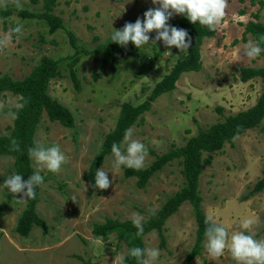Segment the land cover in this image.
<instances>
[{
    "label": "rangeland",
    "instance_id": "rangeland-1",
    "mask_svg": "<svg viewBox=\"0 0 264 264\" xmlns=\"http://www.w3.org/2000/svg\"><path fill=\"white\" fill-rule=\"evenodd\" d=\"M4 5L34 13L43 10V0H0V7ZM153 7L157 6L151 0H57L54 13L62 18L64 27L54 34L44 22L22 19L16 12L6 23L0 18V74L21 79L29 75L40 57L57 60L63 77L51 81L49 92L75 117L73 128L44 117L36 130L35 143L57 144L66 157L56 173L40 169L48 181L40 189L37 212L47 223L46 233L39 227L27 238L15 233L28 199L16 200L20 193L13 195L0 187V264H124L127 245L116 235L108 240L95 238L92 226L107 218L133 220L137 215L143 221L183 186L179 160L169 163L144 189L136 186L135 177L124 176L123 166L113 167V155L101 166L110 180L107 189L92 186L87 178L92 159L116 125L121 105L142 102L185 54H179L174 46L166 48L160 41L156 46L147 45L137 57L129 56L125 47L114 56L83 51L74 67L81 85L78 91L69 66L75 54L70 35L81 49L93 51L106 42L112 28L119 30L138 17L142 21L143 13ZM259 8L260 0H226L216 36L203 42L202 69L183 74L175 90L160 96L130 129L131 138L147 148L142 168L151 164L155 154L182 146L200 129L257 102L261 80L243 83L235 68L264 64L261 54L253 59L244 55L245 45L256 43L245 34V25L254 20ZM259 15L264 21V7ZM152 36L154 33L150 40ZM19 99L10 92H0V136L10 134ZM208 156L211 161L200 177L201 206L207 218L225 227L229 237L241 230L243 219H250L254 238L264 240V190L249 196L264 175V120L233 146L226 144L222 151ZM32 166L36 171L33 161ZM13 172L14 158L0 155V183ZM196 231L193 208L186 203L167 221L165 245L162 247L159 233L153 231L145 237V247L159 249V264H181L195 243ZM204 243L192 264H236L227 250L213 259Z\"/></svg>",
    "mask_w": 264,
    "mask_h": 264
},
{
    "label": "trees",
    "instance_id": "trees-1",
    "mask_svg": "<svg viewBox=\"0 0 264 264\" xmlns=\"http://www.w3.org/2000/svg\"><path fill=\"white\" fill-rule=\"evenodd\" d=\"M37 2V0H34ZM57 0H43V10L38 13L28 10H13L9 6L0 7V18L4 23L14 12L22 19H37L44 22L49 27V33L54 34L64 27L61 17L54 13ZM264 7V2L260 0L258 12L253 14L254 20L248 21L245 25V34H250L256 43L264 49V21H260L259 11ZM135 20H129L133 23ZM167 23L177 28L185 29L190 38V46L187 53L178 59L170 71L151 89L149 94L138 104L125 102L121 105L119 117L114 128L107 133L104 141L92 159L87 178L94 186V174L97 168H101L105 159L112 155L111 145L117 143L120 145L126 130L131 129L143 115L150 111L153 103L162 95L171 93L175 90L176 84L185 73L198 72L202 69L201 48L207 38H213L217 34V29L209 32L205 27L192 24L182 15L172 16ZM17 29H14L16 35ZM154 33V32H153ZM153 33H150L151 36ZM98 41V39H95ZM70 41L75 49V54L71 56L69 66L71 68V77L75 82V88L80 91L81 85L77 78L74 67L80 61V53L101 54L103 52L114 56L121 50L115 42L110 41V37L103 44H98L93 51L81 49L75 37L71 34ZM126 51L129 56L137 57L139 51L128 43ZM264 57V51L261 52ZM235 71L239 80L247 83L250 80L259 78L262 83V92L257 102L249 109L240 111L234 115L225 117L222 121L211 125L206 129H200L195 136L190 137L182 146L174 147L167 152L156 155L151 164L147 167L133 170L124 168V176L127 178L135 177L136 186L144 189L149 181L159 172H161L169 163L179 160L182 169L183 186L172 196L165 200L161 208L141 221L143 231L137 235V230L132 224V220H120L117 218H107L103 223H96L92 226V233L95 238L108 240L111 235H116L119 241L127 245L128 250L132 247H145V237L153 231H157L161 237L162 247L165 245V225L167 221L175 215L179 209L186 203H189L195 215L197 231L195 243L181 264H192L200 256L203 243L205 241L204 230L207 226V218L201 204L202 197L200 193V177L204 166L211 161V156L206 154L217 153L223 150L226 144L233 146L235 141L244 133L253 130L261 125L264 120V64L259 68L254 67H236ZM58 61L49 57L42 56L33 67L29 75L21 79H13L9 75L0 74V92H10L19 96V107L15 111L13 127L8 135L0 136V155H10L14 158L15 173L22 175V180L27 179L35 169L32 166V160L28 156L27 149L35 145V134L38 125L44 117L51 122H57L66 128L75 126V117L71 110L64 106L59 100L53 98L49 92L50 83L54 79L62 78ZM15 141V144L12 142ZM154 154V152H152ZM43 176V182L34 189V196L27 198V204L24 208L15 228V233L21 237L27 238L34 227L41 228L47 232V223L37 212V205L40 202V189L47 182ZM264 190V175L255 187L251 190L249 196L256 195ZM210 223H213L209 220ZM215 223V222H214ZM127 254L124 258V264H137L135 258ZM85 264H91L86 261Z\"/></svg>",
    "mask_w": 264,
    "mask_h": 264
},
{
    "label": "clouds",
    "instance_id": "clouds-1",
    "mask_svg": "<svg viewBox=\"0 0 264 264\" xmlns=\"http://www.w3.org/2000/svg\"><path fill=\"white\" fill-rule=\"evenodd\" d=\"M152 5L143 13V20L138 17L135 22H126L119 30L113 29L110 33V41L118 46L127 47L131 44L141 52L149 44L160 41L166 48L174 46L179 54H186L190 46V38L185 29L171 26L167 21L174 15L179 14L187 19L189 23L199 24L209 32H213L223 23L225 16L226 0H151ZM112 27V26H111ZM18 31V29H17ZM154 32L150 40V33ZM264 40V37H261ZM264 51L258 43L249 42L245 45L244 55L250 59L256 58ZM177 58L180 55H175ZM14 117V113L12 114ZM15 144V141L12 142ZM123 148V151L121 150ZM29 158L36 165L34 171L27 179L22 180L19 173H11L0 183V187L7 189L10 194L20 193L16 200H24L34 196V189L43 182L40 169L48 172H58L66 161L65 154L57 144L49 146L37 142L33 147L27 149ZM111 153L113 155V167L119 169L121 166L138 170L143 166L147 154L145 144L131 138V130H126L120 145L112 143ZM110 180L106 171L101 167L95 170L94 186L98 189H107ZM137 230V235L143 231L141 217L136 216L132 220ZM207 225L204 230V248L213 259L220 257L227 250L236 264H264V240L254 238L250 231L252 221L243 219L240 222L239 231H234L229 237L225 227L216 223H210L205 219ZM128 255L136 259L137 264H159L160 251L157 248L132 247Z\"/></svg>",
    "mask_w": 264,
    "mask_h": 264
}]
</instances>
